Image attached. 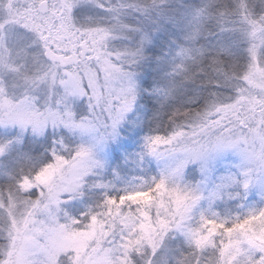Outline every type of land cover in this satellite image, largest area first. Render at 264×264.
<instances>
[{
  "label": "snow or ice",
  "instance_id": "1",
  "mask_svg": "<svg viewBox=\"0 0 264 264\" xmlns=\"http://www.w3.org/2000/svg\"><path fill=\"white\" fill-rule=\"evenodd\" d=\"M0 264H264V0H0Z\"/></svg>",
  "mask_w": 264,
  "mask_h": 264
}]
</instances>
